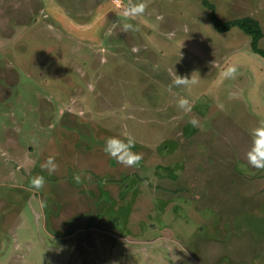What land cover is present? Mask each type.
<instances>
[{"label": "rangeland", "instance_id": "374dc122", "mask_svg": "<svg viewBox=\"0 0 264 264\" xmlns=\"http://www.w3.org/2000/svg\"><path fill=\"white\" fill-rule=\"evenodd\" d=\"M210 1L221 20L257 19L264 48V0ZM144 2L129 21L128 0H0V120L19 128L9 165L26 195L0 198V264H264V169L246 159L264 57L198 0ZM174 72L197 83L169 91ZM127 135L134 167L103 151Z\"/></svg>", "mask_w": 264, "mask_h": 264}, {"label": "clouds", "instance_id": "9594fccd", "mask_svg": "<svg viewBox=\"0 0 264 264\" xmlns=\"http://www.w3.org/2000/svg\"><path fill=\"white\" fill-rule=\"evenodd\" d=\"M147 4L144 0H139V2H133V0H128V4L125 7L124 18L126 20H134L137 17L143 15L146 11ZM123 31H135L137 30L135 25L132 23H124ZM137 51V49H133ZM238 73V67L235 64H228L220 73L223 79H234ZM197 81L192 77L177 75L174 72V79L172 81V86H170L169 91L172 87L183 88L190 85L196 84ZM177 107L185 112L191 111V105L189 100L185 97L177 94ZM189 123L194 127L199 126L198 120L193 117ZM252 142L251 146L246 152V159L250 166L256 169H264V120H261L255 128L251 130ZM136 141L131 135L125 136L123 139L119 136H111L105 140L103 151L106 155L113 158L117 163L122 164L125 167H134L139 164L142 160V153L136 152L135 148ZM42 170H46L49 175H52L57 169L58 164L55 161V157L49 156L45 162L41 165ZM74 179L77 183L80 182V175H75ZM32 187L36 189H42L45 185V177L43 175L33 176L30 180ZM43 203V202H42Z\"/></svg>", "mask_w": 264, "mask_h": 264}, {"label": "crops", "instance_id": "0c3cea01", "mask_svg": "<svg viewBox=\"0 0 264 264\" xmlns=\"http://www.w3.org/2000/svg\"><path fill=\"white\" fill-rule=\"evenodd\" d=\"M8 62V61H7ZM2 77H6V73L2 75ZM3 85L0 83V103L3 102ZM3 104V103H2ZM3 106V105H2ZM8 107L7 103H4L3 109ZM0 114H5V111L0 108ZM12 119V118H11ZM0 120V198H12L9 193L6 191V188L14 185L16 188V195L17 198H19L18 191H22V194L25 195V190L22 189V185L17 184L16 182V174H12L13 170L12 167L9 165V155L12 156V158L16 154H9V152H16L19 144V137H18V131L19 128H15L13 131V128H10L7 126V121ZM17 133V137H15V134ZM12 143V144H11ZM17 143V144H16ZM21 187V188H20ZM1 188H4L1 190ZM31 189V188H30ZM27 191V189H26ZM56 192H59L55 190ZM32 198H37V196H31ZM22 198H29V197H23Z\"/></svg>", "mask_w": 264, "mask_h": 264}, {"label": "trees", "instance_id": "16d2710c", "mask_svg": "<svg viewBox=\"0 0 264 264\" xmlns=\"http://www.w3.org/2000/svg\"><path fill=\"white\" fill-rule=\"evenodd\" d=\"M207 10L209 21L213 29L217 32H226L233 27L240 29L250 38V49L264 57V48L259 47V40L263 37L262 27L257 19L250 15L234 17L231 19L221 20L217 13L215 4L210 0H198Z\"/></svg>", "mask_w": 264, "mask_h": 264}]
</instances>
